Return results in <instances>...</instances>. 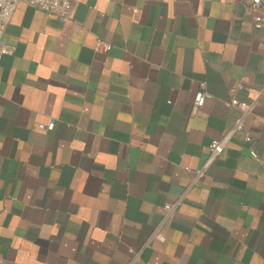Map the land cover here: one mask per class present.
Returning a JSON list of instances; mask_svg holds the SVG:
<instances>
[{
    "label": "crops",
    "instance_id": "1",
    "mask_svg": "<svg viewBox=\"0 0 264 264\" xmlns=\"http://www.w3.org/2000/svg\"><path fill=\"white\" fill-rule=\"evenodd\" d=\"M4 39L0 264H264V31L237 0L19 5ZM237 85L252 139L204 167Z\"/></svg>",
    "mask_w": 264,
    "mask_h": 264
},
{
    "label": "built area",
    "instance_id": "2",
    "mask_svg": "<svg viewBox=\"0 0 264 264\" xmlns=\"http://www.w3.org/2000/svg\"><path fill=\"white\" fill-rule=\"evenodd\" d=\"M74 1L75 0H0V58L5 55H12L13 53V48L6 43L4 34L19 5H24L46 15L54 16L61 24H65L72 18ZM237 2L242 7L244 13L250 16L253 27L257 30L264 31V0H237ZM105 49L108 50L109 47L105 46ZM243 88L242 85H237L230 91L231 99L227 102V106L238 109L241 114L234 125L225 131L221 138L213 139L210 142L208 147L209 155L204 167H207L223 153L225 147L236 133H242L243 139L246 142H250L252 139L249 132L244 128V119L250 114L252 104L239 102L234 97L235 91L242 90ZM204 98L205 95L199 92L194 99L193 109L201 107ZM250 154L252 157L256 158L254 151H251ZM201 174L202 172H198L199 176ZM175 206V204H166L163 206V210L166 214H170ZM152 238L160 242L164 241L159 231H156Z\"/></svg>",
    "mask_w": 264,
    "mask_h": 264
}]
</instances>
